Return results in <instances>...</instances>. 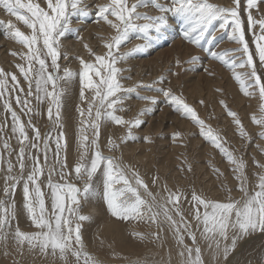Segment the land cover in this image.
Wrapping results in <instances>:
<instances>
[{
	"label": "snow or ice",
	"instance_id": "1",
	"mask_svg": "<svg viewBox=\"0 0 264 264\" xmlns=\"http://www.w3.org/2000/svg\"><path fill=\"white\" fill-rule=\"evenodd\" d=\"M232 3V7H223L210 0H170V5L166 6L160 0H135L134 3H129V0H107L106 3L96 4L95 10L90 11L84 0H0V7L29 30L22 31L8 21L5 32L0 33L26 50L11 54L19 55L23 61L15 66L27 82L25 92L16 74L0 68V100L4 101V111L11 115V132L19 145L16 151L17 164L14 165L11 159L7 161L2 189L4 199H0V248L4 249L5 254L11 241L20 255L27 249L42 256L59 257L64 264H102L86 250L81 229L82 223L90 217L80 213L81 200L91 199L98 194L94 179L98 173L103 199L110 214L122 221H145L156 225L157 230L152 235L157 240L161 239V231L167 225L175 239L177 254L182 258L181 264H205V247L217 264L221 257L226 262L240 240L255 232L264 233V163L253 160L259 171L253 174L254 180L250 179L245 159L234 155L225 146L226 140L199 117L182 95L175 94L170 87H156L163 85L167 77L160 75L149 84L139 82L132 87H124L121 79L127 78L121 76L123 69L117 66L153 48L178 28V34L185 42L201 48L232 71L243 95H258L259 115L253 114L251 120L260 128L259 138L264 140V77L257 69V60L264 68V14H260V4L264 0H246L247 28L252 32L254 51L246 39L240 16V0H232ZM149 7L159 14L138 11ZM253 10L259 14V18L253 15ZM89 16H94L96 23L102 22L114 30L115 35L105 41L103 47L106 51L103 54H96L85 44L84 47L94 60L79 58L78 72L68 67L61 68V38L69 32H78V29L69 27L73 17L79 22ZM217 32L227 34L237 47L222 52L204 49L202 42L212 44ZM133 37L143 40V43L127 52H120L121 46ZM200 59L198 55H191L188 60L177 58L175 67L186 72L190 69L185 68V64L194 66ZM236 69L247 70L237 72ZM179 74L178 71L172 72L173 76ZM76 77L79 79V99L83 106L77 107L80 116L77 136L79 156L74 166L69 168L67 141L61 123L66 89L61 86V82L67 84ZM138 88L163 96L176 112L199 127L200 135L218 149L232 166L238 197L232 195V188L226 186L223 199H211L196 192L189 199L180 189L171 190L167 185L162 189L163 194L156 193L150 190L134 168L115 156L103 154L99 144L103 121L125 126L127 134L120 140L126 142L134 139L132 129L144 123L140 117L150 113L153 110L151 106L158 103L157 95L140 96ZM13 93L25 94L23 99L19 94L15 96V103L21 105V111L27 109L25 114L34 112L29 98L34 99L37 106L46 103L48 118L53 120L59 130L57 134L53 136L51 131L42 134L29 120L27 128L33 133L30 137L25 123L12 107ZM133 93L149 106L131 120H125L116 114L124 111V108L117 106L123 105L124 100ZM200 103L204 102L201 100ZM220 103L232 118L240 137L251 141L239 115L229 109L225 101L221 100ZM89 130L91 136L88 135ZM0 132H3L2 125ZM180 136L179 132L173 133V140ZM144 140L146 143L152 142L150 136H145ZM10 147L8 141L4 140L3 148L8 150ZM107 147L113 151L119 148V144L109 137ZM256 147L264 154V145L257 144ZM50 151L54 163L49 166ZM62 152L65 153L63 157ZM2 160L3 156L0 155ZM17 167L18 173L13 174ZM188 171H191V165ZM214 171L219 172V169ZM54 174L58 177L56 181L53 179ZM73 180L82 182V185L78 186ZM158 180L159 177L153 178V185ZM21 185L22 210L27 214L34 231H22L18 222L13 227V221H18L14 197ZM45 187L47 193L43 190ZM46 197L50 199V208L46 206ZM182 201L188 204L186 212L182 210ZM133 235L145 238L142 233Z\"/></svg>",
	"mask_w": 264,
	"mask_h": 264
},
{
	"label": "rangeland",
	"instance_id": "2",
	"mask_svg": "<svg viewBox=\"0 0 264 264\" xmlns=\"http://www.w3.org/2000/svg\"><path fill=\"white\" fill-rule=\"evenodd\" d=\"M84 2L88 4L90 11H94L96 4L106 3L107 0H84ZM134 2L135 0H129V3ZM160 2L164 3L166 6L170 5V0H160ZM210 2L216 3L223 7L233 6L232 0H210ZM245 9L246 0H240V16L244 23L246 39L249 42L250 48L254 51L255 45L252 42V32L247 28V12ZM138 11L146 12L150 15L159 14L154 8L151 7L140 8ZM260 14H264V3L260 4ZM253 15L259 18V14L255 10H253ZM15 20L16 18L14 16H11L6 12V10L0 7V22H2L0 23V33L5 32V25L8 21L16 24L17 27H20L22 31H29L22 22ZM95 20L96 18L94 16H89L85 20L79 22L77 18H72L69 27L70 29H78V32H69L65 37L61 38V59L59 61L61 68L68 67L74 72H78L80 68L79 58H83L86 61L94 60V57H91L87 49L84 47L85 44L89 45V47H91L96 54H103L106 51L103 45L105 41L110 40V38L115 35V32L102 22L96 23ZM230 30L231 29H229V31ZM178 31L179 30L177 28V33L173 32L167 39L161 41L153 48L148 49L144 53L137 54L134 57L129 58L127 61L118 64L117 66L123 69L121 76L127 78H122L121 83L124 85V87H132L139 82L149 84L156 80L160 75L167 77L163 85H156V87H170L175 94L182 95L185 101L196 110L199 117L204 119L208 125H211V127L226 140L227 143L225 146L230 151H232L234 155L243 157L245 159L248 164L247 173L249 178L254 180L253 174L258 172L259 169L255 167L253 160L255 159L261 163H264V154H262L256 147L257 144L264 145V140L259 138L260 128L251 120L252 114L259 115V106H255V110H249V101L251 97L243 95L238 82L233 78L232 71L229 70L222 62L212 59L208 53L203 51L201 48H196L193 46L194 49H192V51L189 49H184V45H189L184 40H181L184 43L182 45V52H178L176 49L174 52L164 53L161 56H157L159 58L157 62L151 61V59L157 58L154 57V55L158 52V50L165 47H170L173 45V41L179 39V36H173L178 35ZM110 32H112V34ZM84 33H86L87 36ZM216 35L217 38L212 44L202 42L204 49L211 48L213 51L222 52L237 47L234 42L228 39L227 34L217 32ZM208 38L210 39V37ZM70 40H75V42L80 43L78 46L70 45L68 43ZM142 43L143 40L133 37L130 42H126L125 45L121 46L120 52H127L135 45ZM223 44L226 46V49H220ZM22 51L26 50L22 49L19 44L12 41L11 39H8L5 35L0 34V68H2L5 72L16 74L20 85L25 89L26 92L27 82L24 81L22 75L15 66L18 63H23V61L20 60L19 55L13 56L11 54L12 52L20 53ZM191 55H198L201 57V59L194 66L185 64V68L190 69L189 71L185 72L175 67V60L177 58H180L181 60H188ZM65 56H67V59H64ZM210 61L216 65L211 66V63H209ZM139 67L140 69H138ZM257 69L261 76L264 77V68H261L258 60ZM246 70L247 69H236L237 72H244ZM177 71L180 73L179 76H173L172 72ZM207 78L216 79V82L213 83L212 91H209L210 79L208 85H206L208 81ZM199 82H203L205 84L204 90L196 86ZM9 84H11L10 78ZM61 86L66 89L63 97V107L61 109V123L63 124L62 130L65 133V138L67 141V163L69 168H71L74 166L79 156L77 136L78 128L80 126V116L77 112V107L83 105L79 99L80 86L78 77L67 84L62 81ZM218 89L219 91H217ZM137 92L140 96L157 95L158 103L155 106H151L153 110L150 113L140 117L144 123L141 125V127L132 129L134 139H129L126 142H121L120 140L121 137H124L127 134V128L125 126H118L107 120L103 121L101 123L99 139L100 148L103 154L105 156H115L117 159H121L124 164L134 168L149 185L150 190L156 193H158V190L159 193L162 192L161 190L163 189L164 185H167L168 187L169 183L167 180H169L171 183L169 185L172 186L173 190L180 189L186 196L189 197V199L193 192L203 194L207 197L210 196L211 199L213 198L212 195L223 199L225 196L226 187L232 188V195L238 197L239 192L237 191V181L235 180L232 173V166L227 162L226 158L220 153L218 149H216L209 141L200 135L199 127L195 125L190 119L185 118L180 113L176 112L174 108L168 104L165 98L158 93L142 88H138ZM72 93V102L70 103V95ZM17 94H19L22 99L25 95L24 93H13L11 98L12 107L15 111H17L18 115L21 117V120L25 123L29 136L31 137L33 135L31 129L27 128V123L29 120H31V123L41 130L42 134H46L51 131L53 136H55L59 130L55 127L53 120L48 118L47 104L45 103L44 105L37 106L36 101L32 98H29L31 100L30 106L34 108V112L25 114L27 113V109L21 111V105H17L15 103V96ZM252 98L256 100L258 99L256 102L260 103L258 95ZM201 100L204 102L203 104L200 103ZM221 100L225 101V103L228 105V108L232 111H235L239 115L245 130L251 137V141L240 137L235 124L232 122V118L227 115V111L221 105ZM3 105L4 101L0 100V125L3 126V132H0V155L3 156V160L0 161V199H4L2 192L4 182L2 183V181H4V177L7 174V161L11 159L14 165L17 164L16 151H18L19 148L18 140L16 136L12 135L11 132V115L10 113H6L4 111ZM147 106L149 105L146 101L137 99L136 93H133L130 98L124 100L123 105L117 106L123 107L124 111H118L116 114L123 116L125 120H131ZM246 110V113L243 112ZM159 123H162V128L157 133L155 130L157 126H159ZM148 129H151V131ZM176 132H179L181 136L179 139L174 141L173 133ZM88 135L91 136V130L88 131ZM145 136H150L152 142L146 143L144 140ZM109 137L119 144L118 149L113 151L108 150L107 141ZM4 140L8 141L11 146L10 149L5 150L3 148ZM143 144H147L148 146H144ZM126 150L128 151V154H126ZM10 152L12 153L11 156L9 155ZM64 155L65 153L62 152L61 157ZM48 160L49 166L54 163L53 153L51 151L49 152ZM189 165H191V171H188ZM214 169H219V172L214 171ZM17 173L18 167L14 170L13 174ZM155 177H159V180L157 181L156 185H153L152 181ZM53 179L56 181L58 180V177L54 174ZM94 179L98 194L91 199L81 200L80 213L82 215L89 216L90 213L92 214L91 207L89 206L90 204L95 203L101 207L104 216L113 217L108 211L107 205L103 199L100 174L98 173L97 177ZM73 182H76L78 186L82 185V182L80 181L73 180ZM43 190L46 193L48 192L46 187L43 188ZM214 191H218L219 194L215 195ZM14 198L17 205L18 220H24L22 225L26 228L25 231H34L35 229L32 227L31 221L28 219L27 214L22 210V185L17 188ZM47 199L48 198L46 197V206L50 208V199H48L49 204ZM182 205V210L186 212L188 204H185L182 201ZM22 216L24 217L21 218ZM97 216L102 215L99 214ZM94 217V215L90 216V219L87 220V222L85 221L82 223L81 231L83 232L82 235L84 236L83 239L86 243L85 245H87V247H85L86 249L88 248L87 251L91 253L92 256L95 255V257H97L94 250L91 249L98 246L94 245L95 241H93L94 238L91 239V233L93 235L95 227L99 225L100 221L98 218L95 221L94 219L96 217ZM115 220L124 225L128 238L127 242L130 243L129 247L133 248V245H137L138 247L142 244L156 246L151 245L155 244L157 240L153 239L154 236L152 235L156 225L145 221H122L117 218H115ZM16 224L17 221H13V227H15ZM84 229L87 233L84 232ZM133 233H142L145 238L140 239L136 235H133ZM89 238L91 240H89ZM98 242H102L101 244H103V242L106 241L103 240L101 236L95 243ZM117 242L119 243V241ZM189 242L191 243V241ZM241 242V245L236 247V249L231 252L232 256H239L242 261L249 260L248 263L253 262L252 264H264V233L255 232L241 240ZM118 243H116L115 240L112 244L116 245ZM9 245L11 248L9 249L8 247L7 254H5L3 248H0V254H4L0 259L3 263L6 262V264H17L13 260L8 259L9 255L14 256L17 252L14 244H12L11 241ZM108 246H110V244H108ZM101 248L105 247L103 246ZM114 249H101V251L105 252L104 255H107V258H105L104 261L112 260L115 263L121 262V264H130L128 263L129 255L125 254L127 252L123 251L124 249L122 250V253H115ZM140 249H142V247ZM25 250L27 251V249ZM100 259L103 258L101 257Z\"/></svg>",
	"mask_w": 264,
	"mask_h": 264
},
{
	"label": "bare ground",
	"instance_id": "3",
	"mask_svg": "<svg viewBox=\"0 0 264 264\" xmlns=\"http://www.w3.org/2000/svg\"><path fill=\"white\" fill-rule=\"evenodd\" d=\"M9 17V16H8ZM16 21V20H15ZM17 23V22H16ZM96 25V23H95ZM88 26V25H87ZM86 26V27H87ZM94 28V27H93ZM97 28V27H96ZM98 29V28H97ZM108 29V28H107ZM104 30V29H103ZM112 34V32H110ZM177 33V31H176ZM86 35V33H84ZM87 36V35H86ZM173 36H179V39H177L176 41H173L172 44L170 47H165L163 49H160L158 50V52L154 55V57H157V56H161L162 54L164 53H171V52H174V50L177 49L178 52H182V45L184 44L182 37L178 34V35H173ZM85 37V36H84ZM87 38V37H86ZM85 38V39H86ZM84 39V40H85ZM77 40V39H76ZM89 40V39H88ZM78 41V40H77ZM89 42V41H88ZM70 45H76L78 46L80 42H75V40H70L68 42ZM83 43V42H82ZM11 44V42H10ZM11 46V45H9ZM92 46V45H91ZM237 46V45H236ZM226 49V46L223 44L220 49ZM102 49V48H101ZM184 49H189L192 51V49H194L193 46H190V45H184ZM219 49V51H220ZM195 52V50H194ZM153 58V57H152ZM158 57L157 58H153L151 59V61H155L157 62L158 61ZM142 61V60H140ZM209 63H211L210 65L211 66H215L216 64L213 63L212 61H210ZM158 64V63H157ZM162 64V63H161ZM142 65V64H141ZM153 65V64H152ZM157 66V65H156ZM218 68V67H217ZM140 69V67L138 68ZM156 71V69H155ZM218 72V71H217ZM207 77V76H206ZM205 78V77H204ZM208 81L206 83V85H208V82H209V79H210V86H209V91H212V88H213V83L216 82V79L215 78H207ZM132 82V81H131ZM231 85V84H230ZM197 87L199 88H202L204 90V86L205 84L202 82V83H197L196 85ZM73 90V89H72ZM200 90V89H199ZM72 95L73 93L70 95V103L72 102ZM75 98V97H74ZM258 101V99H254L251 97L250 101H249V110H255V106H259V102H256ZM74 111V110H73ZM72 111V113H73ZM243 112H247L246 111H243ZM253 115V114H252ZM161 116V115H160ZM184 122V121H183ZM184 124V123H182ZM189 126V125H188ZM191 127V125H190ZM189 127V128H190ZM162 128V123H159V126H157L155 132H159ZM70 129V128H69ZM153 129V128H152ZM151 131V129H148ZM72 132V131H71ZM144 146H146L147 144H143ZM148 146V145H147ZM131 148V147H130ZM152 150V149H151ZM154 152V151H153ZM149 153V152H148ZM151 153V151H150ZM126 154H128V151L126 150ZM155 156V155H154ZM167 157V156H166ZM154 159V158H153ZM155 162V161H154ZM169 165V164H168ZM143 178V177H142ZM169 184H171L169 182V180H167ZM4 181H2L3 183ZM165 182V181H164ZM163 182V183H164ZM165 184V183H164ZM168 184V187L169 189L173 190L172 189V186ZM163 187V186H162ZM161 187V188H162ZM160 188V189H161ZM162 191V190H161ZM159 193V190L157 191ZM162 194V192H160ZM214 194L217 195L219 194L218 191H214ZM220 196V195H219ZM212 199H221V198H217V196H214L212 195ZM210 198V196H209ZM48 201V199H47ZM48 204H49V201H48ZM91 207V212L92 214L90 215L89 214V217L90 216H95L94 220L96 221V219L98 218V220L100 221L99 225H97L95 227V230L93 232V235L91 233V239L94 238L93 241H97V239L99 240V238L102 236V239L105 240L106 242H103V244H101L102 242H98V243H95L94 242V245H98L96 248H91L94 250V252L96 253V256L94 255L95 258H97L99 261L102 262V264H121V262H118V263H115L113 262L112 260H105V258H107V255H104V251H101L104 250V249H107L108 250H111V249H114L115 253L116 252H121L122 253V250L123 251H126L127 253L125 254H128L129 255V258H128V263H133V264H181V260L182 258L178 256V249L176 247V243H175V239L173 238L172 234H171V231L167 228V225L164 226V230L161 231V239L159 240H156V243L155 244H151V245H156V246H150V245H146V244H142L140 246L137 247V245H133L131 247H129L130 243L127 242L128 238H127V233L125 231V228H124V225L118 221L115 220V218L111 217V216H104L103 212H102V209L99 205L93 203V204H90ZM18 212V211H17ZM101 214L102 216H97ZM22 215V214H21ZM20 215V216H21ZM88 216V215H87ZM24 216H22L21 218H23ZM97 220V221H98ZM23 221L24 220H18V224H19V227L22 231H25L26 228L23 227ZM93 221V220H92ZM87 222V221H86ZM91 222V221H90ZM89 223V221H88ZM26 224V223H24ZM86 225V223H85ZM90 225V224H88ZM29 229V228H28ZM157 229L155 228L154 229V232L156 231ZM93 231V230H92ZM141 231V230H139ZM84 232L87 233L84 229ZM83 233V232H82ZM90 235V234H89ZM88 235V236H89ZM84 237V236H83ZM87 238V237H86ZM88 239V238H87ZM89 238V240H91ZM153 239H156L153 237ZM116 240V243H118L117 241H119L118 244H112L114 241ZM111 241V243H110ZM113 241V242H112ZM86 242H89V241H86ZM91 242V241H90ZM188 243H190L189 241H187ZM10 243V242H9ZM241 240L239 241V243L237 244V247L241 245ZM86 244V243H85ZM88 244V243H87ZM91 244V243H90ZM108 244H110V246H108ZM93 245V244H92ZM105 248H101L103 246ZM10 246V245H9ZM87 247V245H85ZM95 247V246H94ZM107 247V248H106ZM142 247V249H140ZM11 247H9L10 249ZM88 249V248H87ZM86 249V250H87ZM99 249V250H98ZM3 250V249H2ZM11 251V250H9ZM8 251V252H9ZM242 251V250H241ZM240 251V252H241ZM91 252V251H90ZM108 252V251H107ZM106 252V253H107ZM111 252V251H110ZM12 253V252H11ZM94 253V254H95ZM91 254V253H90ZM4 254H0V258L3 256ZM119 255V254H118ZM232 254L230 253L229 256H228V260L225 262L223 261V258L221 257L220 258V262L219 264H252L253 262H249V260H244L242 261L240 259L239 256H232ZM103 258V259H100V258ZM118 257V256H117ZM203 257H204V260H205V264H217V261L214 260L211 255L209 254V252L207 251L206 247L204 248L203 250ZM7 258V257H6ZM8 259L10 260H13L15 263L17 264H64V261L60 260L59 257H52V256H44L42 257L41 255H39L38 253H33V252H30V251H24L23 255H20L18 254V252L15 253L14 256H8ZM69 259L71 260V257H69ZM127 261V260H126ZM125 261V262H126ZM251 261V260H250ZM124 263V262H123ZM0 264H6L3 263L0 259Z\"/></svg>",
	"mask_w": 264,
	"mask_h": 264
}]
</instances>
